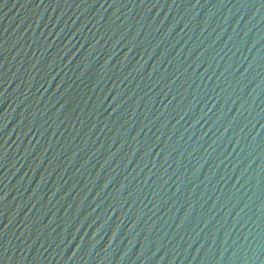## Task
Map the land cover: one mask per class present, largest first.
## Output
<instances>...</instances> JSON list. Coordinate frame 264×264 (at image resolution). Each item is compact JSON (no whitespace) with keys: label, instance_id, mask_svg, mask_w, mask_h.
I'll list each match as a JSON object with an SVG mask.
<instances>
[{"label":"water","instance_id":"1","mask_svg":"<svg viewBox=\"0 0 264 264\" xmlns=\"http://www.w3.org/2000/svg\"><path fill=\"white\" fill-rule=\"evenodd\" d=\"M0 264H264V0H0Z\"/></svg>","mask_w":264,"mask_h":264}]
</instances>
